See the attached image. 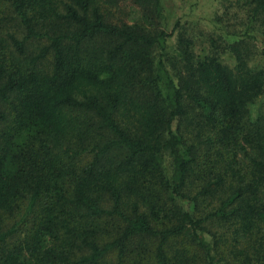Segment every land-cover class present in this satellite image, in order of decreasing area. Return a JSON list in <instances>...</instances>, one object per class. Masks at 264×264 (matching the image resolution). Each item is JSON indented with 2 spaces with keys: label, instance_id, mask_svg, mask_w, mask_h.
<instances>
[{
  "label": "trees",
  "instance_id": "16d2710c",
  "mask_svg": "<svg viewBox=\"0 0 264 264\" xmlns=\"http://www.w3.org/2000/svg\"><path fill=\"white\" fill-rule=\"evenodd\" d=\"M237 4L262 42L201 55L162 0H0V264H264V0Z\"/></svg>",
  "mask_w": 264,
  "mask_h": 264
},
{
  "label": "rangeland",
  "instance_id": "374dc122",
  "mask_svg": "<svg viewBox=\"0 0 264 264\" xmlns=\"http://www.w3.org/2000/svg\"><path fill=\"white\" fill-rule=\"evenodd\" d=\"M162 2L167 16V27L171 30L177 22L185 26L196 38V51L201 55L208 52L211 35L217 39L220 37L230 41L238 39L240 35H247V37L252 36L258 39L260 43L262 42L259 33L248 26L247 14L237 4V0H162ZM244 17H246V23L242 25ZM14 23L15 20H12V28H16L13 26ZM230 23L234 25L238 33H234L233 26ZM226 27H229L233 33H226ZM18 33L22 35L20 30H18ZM175 37L173 43L176 41ZM221 56L224 63L234 66L235 58L233 54L224 52ZM263 107L264 96L257 100L253 112H257Z\"/></svg>",
  "mask_w": 264,
  "mask_h": 264
}]
</instances>
